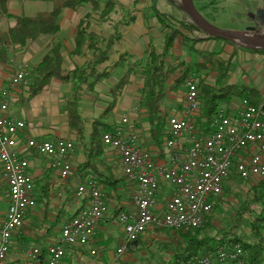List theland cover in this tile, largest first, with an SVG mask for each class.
Returning <instances> with one entry per match:
<instances>
[{
	"label": "built area",
	"instance_id": "2783aa9c",
	"mask_svg": "<svg viewBox=\"0 0 264 264\" xmlns=\"http://www.w3.org/2000/svg\"><path fill=\"white\" fill-rule=\"evenodd\" d=\"M31 79L32 69L25 64L0 98V163L9 194L8 212L0 228V264H11L8 256L13 237L37 207L36 182L30 174L28 153L49 160L63 181L74 170L72 140H24L26 123L7 116L11 92L28 87ZM200 85L201 78L192 72L185 81L182 112L167 118L162 148L167 158L162 160L143 149L140 128L130 114H124L113 130L102 136L104 146L119 156L131 187V209L120 210L114 217L124 232V244L115 253L118 258L149 230L188 233L204 229L232 173L243 182L264 181V101L253 104L242 98L234 109L220 106L210 126L205 127L201 122ZM139 111L140 107L135 106L131 113ZM163 187L172 195L166 196L161 206L158 198ZM75 197L86 203L62 227L55 243L45 248L31 247L28 259L36 261L46 253L48 264H60L68 248L93 244L99 225L109 215L110 194L96 178L90 177L77 187ZM91 254L96 251L92 249ZM247 257L244 246L231 241L194 258L190 264H247Z\"/></svg>",
	"mask_w": 264,
	"mask_h": 264
},
{
	"label": "rangeland",
	"instance_id": "374dc122",
	"mask_svg": "<svg viewBox=\"0 0 264 264\" xmlns=\"http://www.w3.org/2000/svg\"><path fill=\"white\" fill-rule=\"evenodd\" d=\"M100 1L103 6L108 0ZM115 1L118 3L116 11L110 15L108 21L101 22L98 19L97 14L94 18L90 19L91 29L93 28L101 37L106 38L114 32L116 25L121 22L130 23L128 26L122 25L119 27L123 38L122 48L126 49L127 58L122 62L124 67L110 70V78L98 84L95 88V93L83 92V97L88 96L90 98V100H88L90 102L84 103L86 107L83 111L85 115L89 116L87 119L98 117L112 102L113 98L111 97L110 91L114 89L128 70L125 66L131 63L136 66L135 69L131 71L129 83L117 97L118 100H120V107L114 115L119 120L122 114L128 112L129 107L135 105L137 102V105L141 103L139 99L136 96L133 97V95L135 93H144L146 64L149 59V53L153 49L161 51L163 45L164 32L161 29L157 18L154 17V13L150 9L151 0H147V4H139L136 7L134 6V0ZM172 1H174V3ZM177 1L178 0H161L158 2V8L165 14L167 13L169 15L170 12L174 15L176 14L178 18L171 16L174 22L179 20L195 28V30L185 32L192 37L203 39V41L194 45L198 51L214 53L217 58L221 59H227L231 53H234L235 56L233 59L231 74L226 82L236 86L255 88L259 91L261 98L264 101V53L257 51L264 49H255L254 47L243 46L235 41L226 39L214 40L213 37H208L202 28L187 13L181 0L180 3ZM11 2L12 12L20 17H34L40 13H49L53 9V3L51 2L26 1V3L23 0H11ZM15 2L19 3V6L16 5ZM175 4L177 5L176 8H172V6L175 7ZM215 5L218 4L212 1L205 6H199L198 8L206 17L202 16V13H200L201 16L218 29L223 31H237L251 35L264 32V15H257L255 12L252 13V15L241 17V14L238 13L241 11V9H238L239 7L234 10L221 12L228 7L224 5L221 9V5L216 7ZM23 6L24 12L21 10ZM123 7L128 9H123ZM261 8L264 9V4H261ZM87 10L90 12L91 7L88 6ZM177 11L178 13H175ZM74 14L75 22H77L80 17L81 20L85 17L86 11L85 9H82ZM131 16L135 18L133 21L131 20ZM3 25L4 23L0 21V29ZM250 29L253 30V32H250ZM181 42L182 40H179L173 50L168 54V62L171 65L176 62H183L185 65L192 67L193 70L195 69L193 68V65L199 59V55L195 50L191 49L193 42H189L187 46H183ZM114 54L115 53H112L111 59L114 56L117 58V55ZM117 61H115V64H117ZM113 63L114 62L112 61L108 62L110 65ZM202 73L207 83H214L216 73L212 69L203 70ZM172 79L173 78L169 79L170 81L166 88V98L162 102V112L165 113L163 114L164 116H168V112L172 109L178 110L179 108L180 110L183 104L185 85L182 84L181 86L174 88V82ZM21 89L23 88H19L18 90ZM25 92L26 90L22 91L20 97H22ZM25 103H21L20 105L22 106ZM21 106L18 107L20 108ZM18 107L17 109L14 107L13 110H19ZM60 113L62 115L61 111ZM129 114L130 118H133L131 115L134 114L131 112ZM41 118L46 122L49 121V118H47L45 114L41 115ZM112 121H115L114 118ZM73 142L78 146V142L75 139H73ZM152 143L151 132L149 130V135L146 136L145 143L142 146L143 149L156 152L158 149L153 147L154 144ZM113 158L115 159V162L119 163L117 155L113 154ZM29 159L32 158L29 157ZM37 163L33 162V167ZM117 163H114L111 167V170L115 172L116 177L118 176L117 171L120 168ZM40 164H42L41 169L46 166V163L43 161ZM35 167L37 168V165H35ZM238 179L240 180L239 177ZM3 182L5 183L4 179ZM3 182L0 178V228L2 227L9 206V194L7 193L6 186ZM259 184V181H240L236 184L238 189L236 192H231V190L226 191L221 204L217 206L213 212L217 218L211 217L212 221L209 222V225L194 235L196 237L198 236L200 239L209 240H220L223 238L226 240L225 243L231 241L235 242L237 238H240L245 243H262L264 245V229L261 230L259 236L252 232L253 225L257 218L259 216H264L263 200H253L254 192L256 189L257 191L260 189ZM103 186L104 189L109 192L111 201L109 205L111 215H109L107 221H105L106 223L104 222L108 232L106 235H100L97 230L96 235L99 239L104 238L103 243L101 244V242H98V245L93 244L90 248H85V250L82 251L76 250L72 256L68 251L60 264H175V254L183 244V238H181L180 234L174 233L168 229H156L153 232H149L140 238V242L137 243V246L134 248L133 246L130 247L123 256L118 258L115 255L117 248L124 244L123 228L113 222L115 212L118 211L120 207L123 209L130 208L131 187L125 177L121 179L119 178L118 190L121 189L120 192L118 190L115 191L111 186L106 184H103ZM54 189L56 188L52 189V194L54 196L52 199L54 203L50 202V206L46 208L45 204L42 203V200L39 199L37 207L33 211L34 216L28 215L29 217H27L25 221L24 228L21 230L25 231L26 227L28 232H23L21 235L22 238L18 239L20 243L15 246V254L22 259L21 262H23V264H46V258H41L36 261L28 259V250L31 247L41 246L43 242L46 243L56 237L61 231L63 224L67 223L69 221L68 218L72 217L75 212L76 200L72 195L75 194L76 189L72 191V194L70 191L65 193V196H67L66 198H64V195H61L60 197L58 195L59 192ZM261 193L263 198L264 191L262 190ZM168 195H172V191L168 190L166 187L163 188L159 195L160 197L158 198L161 206L164 204ZM58 214H62L59 221L57 217ZM214 242L216 241H213L211 244H218ZM12 244L13 240L11 242V247ZM92 249L96 251L95 255L91 254Z\"/></svg>",
	"mask_w": 264,
	"mask_h": 264
},
{
	"label": "trees",
	"instance_id": "16d2710c",
	"mask_svg": "<svg viewBox=\"0 0 264 264\" xmlns=\"http://www.w3.org/2000/svg\"><path fill=\"white\" fill-rule=\"evenodd\" d=\"M24 1L51 2L53 3V9L49 13H40L34 17H16L8 14V0H0V18L6 16L16 21V25L10 28L8 32L0 31V65L9 62V54L12 47H26L40 37L56 36L60 31L59 22L64 10L70 9L76 11L84 5H90L92 7L91 13H88L76 28L75 48L72 52L73 55L88 56V60L84 66L76 67L70 71L65 70V60L62 54L63 46L61 43L55 44L33 68V79L28 88V100L41 94L53 79H58L65 84L71 82L75 84L73 98L64 101L61 105V111L67 116V124L75 133L76 140L83 148L85 154V162L79 166L78 171L83 178L92 174L101 186L106 184L117 191L119 180L115 178L109 168L105 167L102 160L106 148L102 142V136L105 132L113 130V126L109 125L105 119L107 117H113V110L118 100L117 97L129 83L131 71L135 69L136 65L134 66L131 63L125 66L128 70L114 89L110 91L111 97L113 98L112 102L97 118L92 121L84 119L80 112V102L82 101L83 92L95 93L96 86L110 78L111 67L107 66V63L110 61L115 48L120 45L123 39L119 27L122 25L128 26L130 23L121 22L116 25L112 34L103 38L91 30L90 19L92 18V14L95 13L99 15L101 22L108 21V17L117 8V3L113 0L106 1L103 6L100 0ZM140 3L141 0H134L135 7ZM150 9L154 13V17L157 18L164 35L161 51L153 49L149 53V59L146 64V81L142 106L146 110L148 121L151 125V139L158 150L162 151L165 142L163 130L167 117L163 115L162 102L166 98V88L170 81L169 79L175 78L174 80L172 79L174 82L173 87L177 88L182 84L185 85L186 79L193 72L192 67L185 65L183 62H176L172 65L168 62V54L173 50L179 40H182L181 43L183 46H187L189 42H193L191 49L195 50L199 55V59L194 63L193 68L201 71L212 69L216 73V79L213 84H207L201 81L200 85L203 103L201 122L205 127L210 126L220 106H230L234 99L246 98L253 104L263 102L259 91L255 88L236 86L226 82L233 65L234 53H231L227 59H221L217 58L214 53L198 51L194 45L203 41V39L192 37L187 33L188 31L195 30V28L179 20L174 22L171 16L160 11L158 8V0H151ZM134 19L131 16V20L133 21ZM214 40L222 39L214 38ZM257 51L264 53V50ZM126 58L127 54H121L114 68L124 67L122 62ZM87 125H90V133H87ZM36 155L39 156L38 154ZM30 156L32 154L28 153L27 157L29 158ZM104 171H107L108 174H104ZM259 186L260 189L258 191L256 189L254 192L253 200L255 201L263 200L261 191H264V181L260 182ZM44 187L46 189L43 191V197L48 199L50 196L49 190L47 189L49 185L47 184ZM48 202L49 200L46 201V207L49 205ZM208 225L209 223L205 227ZM263 229L264 216H259L253 225L252 232L259 236ZM198 232L200 231L177 233L183 238V244L175 254V264H189L194 258L213 252L219 245H223L226 242L223 238L220 240L200 239L194 235ZM213 241H216L214 243L218 244H211ZM235 242L241 243L248 251L247 264H264V245L262 243L249 244L243 242L240 238H237ZM42 258H46V254H43Z\"/></svg>",
	"mask_w": 264,
	"mask_h": 264
},
{
	"label": "crops",
	"instance_id": "0c3cea01",
	"mask_svg": "<svg viewBox=\"0 0 264 264\" xmlns=\"http://www.w3.org/2000/svg\"><path fill=\"white\" fill-rule=\"evenodd\" d=\"M113 1L115 3H117L115 0H113ZM159 1H161V0H158V2ZM191 1L193 2L194 6L198 12L200 11L198 8L199 6L200 7L205 6L207 3L213 1L214 3L218 4V5H215V7L219 6V5H221V9H222V6H224V5L228 7L227 9H223V11H221V12H226L227 10H234L235 8L239 7L238 9H241V11L238 13L241 14V17H244L246 15L247 16L252 15V13H255V12L257 13V15H264V9L261 8V4H264V0H191ZM24 2H26V1H24ZM147 2H148L147 0H141L140 4H144V3L147 4ZM172 2L174 3V1H172ZM177 2L180 3V0H178ZM181 2L183 3V0H181ZM11 4H12L11 0H8V4H7L8 14L16 16L12 12V5ZM16 5L19 6V3H16ZM88 6H90V5H84L83 7L79 8L76 11L70 10V9L64 10V12L61 16L60 22H59L60 31L56 36L40 37L34 43H30L26 47H19V46L12 47L11 52L9 54V56H10L9 62L0 65V98H1L2 91L5 89V87L7 86L9 81L11 80V78H13V76L17 73V71L19 70L20 67L27 64L32 69V72H33V68L41 61V59L44 57V55L55 44L61 43L63 46L62 54H63L64 60H65V62H64L65 70L70 71V70H74L76 67L84 66L85 62L88 60V56H85V55L79 56V55H73L72 54V52L75 48L76 28H77L78 24L81 22V17L77 22H75V19H74L75 14L74 13L77 11H80L82 9H85L86 15H87L88 13H91V11L89 12L87 10ZM176 6L177 5L175 4V7L172 6V8H176ZM23 8H24V6L21 9L22 12H24ZM91 9H92V7H91ZM123 9H128V8L123 7ZM260 11H261V13H258ZM175 13H178V11ZM200 13H202V16L206 17L203 14V12L200 11L199 14ZM95 15H97V14L93 13L92 18H94ZM134 15H136V14H134ZM169 15L172 17L178 18V16L176 14H175L176 15L175 16L171 12ZM16 17H20V16H16ZM97 17L99 19V15H97ZM109 18H110V16L108 17V19ZM0 21H2L4 23L3 27L1 28L2 30L0 29V31L8 32V30L10 28H12L16 25L15 19H9L6 16H4L3 18H0ZM91 30L95 31L93 28ZM95 32L97 33V31H95ZM113 53H115L114 55H117V58L114 56V57H112V59H110V61L114 62L112 65L107 63V66L111 67V70L115 69L114 68L115 63H116L115 61L119 60L120 55L127 53L126 49L122 48V41H121L120 45H118L115 48ZM69 66H71V67H69ZM231 69H232V67H231ZM200 71L201 70H198L197 68L193 69V73H196V75L201 78V81H204L205 83H207L205 81V77H204L202 71L201 72ZM230 74H231V72H230ZM230 74H229V76H230ZM32 79H33V74H32ZM32 79H31V81H32ZM207 84H211V83H207ZM75 87L76 86L73 82H71L69 84H65L58 79H53L51 81V83L47 86V88L41 94L35 96L31 100H28V92H29L28 88H29V86L28 87H21V88H23L21 90H18L19 88H16L13 90V92H11L12 95L10 94L11 96H10L9 109L7 112V116L10 118L16 119V120H22L26 123L27 127H26L25 131L22 132V137L24 138V140H29V139H35L38 141H47V140L55 141V140H62V139H70L72 141H73V139L76 140L75 133L69 128V126L67 124V120H68L67 116L64 115L63 113L61 115V113H60L61 105L64 103V101L72 99L73 93L75 91ZM25 90H26L25 94L22 97H20V94L22 93V91H25ZM97 92H98V90H97ZM135 96L141 102L138 105H137L138 102L135 104L136 106L140 107V111L137 114L131 115V117H133L131 119L136 121L138 124V127L140 128L139 132H140V137H141V146H143V144L145 143L146 136L149 135V130L151 129V125H150L149 121L147 120L146 110L142 106V100L144 99V93L143 92H142V94H136L135 93L133 95V97H135ZM88 100H90V98L88 96L82 97V101L80 102V112H81V115L84 119L92 121L93 119H95L97 117H95L93 119H87L89 116L85 115V113L83 111L84 108L86 107L84 103L90 102ZM119 102H120V100H117V104L113 110V114H115L116 111L119 109V107H120ZM21 103H25V104L21 106L20 105ZM239 103H240V99H234L232 101V103L230 104V107H232L234 109L239 105ZM135 105H132L131 107H129L128 112L124 113V114H129L131 112L132 108L135 107ZM18 106H21V107L19 108ZM14 107H15V109H17V107H18L19 110H13ZM181 112H182V108L180 110H179V108H178V110L172 109L171 111L168 112L169 115L166 117L168 118L170 115L179 114ZM43 114H45L47 116V118H49L48 122H46L44 119L41 118V115H43ZM124 114H122L121 117ZM163 114H165V113L163 112ZM113 118L115 120L114 122L112 121ZM119 120H118V118H116L115 115H113V117H109V118L107 117L105 119V121L109 125H112V126H114L115 124H118ZM166 122H167V120H166ZM166 122H165V125H166ZM165 125H164V127H165ZM87 133H90V125H87ZM143 136H144V138H143ZM77 145L78 146L75 145V153H74V156L72 159L74 170L70 174L68 179L65 181L61 180L58 172L56 170H54L53 168H51V162L49 160H46L45 158L37 156L36 154H34V152H32V156H30V158H32V159H29V161L31 160L30 161V174H32L34 176V179L36 182V195H38V200L41 199L42 203L45 204V207H46V201L50 200L48 202L49 205L46 208H48L50 206V202L51 203L53 202V199H52V197H54L52 194L53 188H56L54 190L59 192L58 195L60 197H61V195H64V198H66L67 196H65V193L70 191L72 194V191L75 189L77 190V187L80 186L87 178L93 177L92 174H89L88 176L83 178L81 176L80 172L78 171L79 166L85 162V154H84L83 148L80 146V144L77 143ZM153 147H156V146L153 145ZM20 148H22V147H20ZM112 153L117 155V153L115 151L106 147L105 148V154L102 157V160H103L105 167L109 168L110 170H111L112 165L114 163H117V162H115V159L113 158ZM153 153H156L158 155V158H160L162 160L167 158L164 155V153L160 150H157L156 152H153ZM117 157L119 160V163H117V164L120 166V168L117 171L118 176L116 177V174L113 170H111V172L115 176V178L117 180H119V178L121 179L124 177V174H123V169H122L121 164H120V158L118 155H117ZM42 161L46 163V166L43 169H41L42 164H40ZM33 162H35V163L38 162L37 164H35V165H37L38 169L35 167V165L33 167ZM47 169H48V172H47ZM104 174H108V172L104 171ZM0 178L3 182L1 163H0ZM240 181L241 180L238 179V176L235 173H232L229 180H227L224 183L223 194L217 200L215 207H214V209H213V211L209 217L208 223L212 221L213 217L217 218L215 216V213L213 214V212L216 209V207L221 204V202H222V200L226 194V191L231 190V192H236L238 190L236 187V184H238ZM5 183L3 182V184L6 186L7 193H8V186ZM47 184L49 185V187L47 189L49 190L50 196L48 197V199H45L43 197V191L46 189V187H44V186ZM101 187L104 189V186H101ZM117 187H118V185H117ZM163 188H165V187H163ZM76 190H75V193H76ZM120 190L121 189H119L118 191L120 192ZM161 192H162V190H161ZM73 196L76 200V203H75L76 209L74 210L75 212H74L73 216L68 218L69 221L77 214L80 205L86 203V201L85 202L84 201L79 202L78 199L75 197V194L72 195V197ZM6 201H7V199H6ZM110 202H109V205H110ZM131 207H132V204H131L130 208H127V209H125V208L123 209L120 207L119 210L115 212V216L120 210H128V209H131ZM30 215L34 216L33 211L30 212L29 216ZM63 215H65V214H63ZM109 215H111L110 210H109ZM109 215H108V217H109ZM57 217H58V221H59L62 217V214H58ZM108 217H107V219H108ZM107 219H106V221H107ZM105 223L104 224L101 223L99 225V227L97 229L98 234H100V235L105 234L106 235V233L108 232L107 228L105 227ZM65 224H63V226ZM154 230H156V229L149 230L145 234H147L149 232H153ZM23 232L24 233L28 232V230H26V227H25V231H20L19 234H16L13 237V244H12V247L10 248V253L8 256V261L11 264H23V262H21L22 259L19 258L17 256V254H15V252H16L15 246H17L20 243V241H18V239L22 238L21 235L23 234ZM60 232L56 235V237H54L50 241H48L46 243L43 242L41 246H35V247L45 248L48 244L55 243L60 236ZM103 241H104V238L99 239L98 236H95L93 244L98 245V242H101V244H102ZM139 242H140V239H139L138 243ZM137 245L138 244L136 242L134 244H132L133 248ZM90 247H80V246L70 247L67 249L66 253L69 251V254L72 256L76 250L82 251V250H85V248H90ZM118 248H120V247H118ZM44 254H46V253H44ZM41 258H39L38 260H40ZM46 260H47V255H46ZM46 264H48V262Z\"/></svg>",
	"mask_w": 264,
	"mask_h": 264
},
{
	"label": "water",
	"instance_id": "95a60500",
	"mask_svg": "<svg viewBox=\"0 0 264 264\" xmlns=\"http://www.w3.org/2000/svg\"><path fill=\"white\" fill-rule=\"evenodd\" d=\"M183 3L187 13L202 28L208 37L231 40L246 47L264 49V32L261 34L251 35L237 31L220 30L217 27L211 25L199 14L191 0H183ZM258 13H261V11ZM249 31L253 32L251 29Z\"/></svg>",
	"mask_w": 264,
	"mask_h": 264
},
{
	"label": "bare ground",
	"instance_id": "6f19581e",
	"mask_svg": "<svg viewBox=\"0 0 264 264\" xmlns=\"http://www.w3.org/2000/svg\"><path fill=\"white\" fill-rule=\"evenodd\" d=\"M248 252V251H247Z\"/></svg>",
	"mask_w": 264,
	"mask_h": 264
}]
</instances>
